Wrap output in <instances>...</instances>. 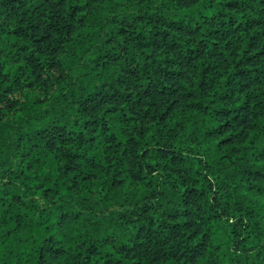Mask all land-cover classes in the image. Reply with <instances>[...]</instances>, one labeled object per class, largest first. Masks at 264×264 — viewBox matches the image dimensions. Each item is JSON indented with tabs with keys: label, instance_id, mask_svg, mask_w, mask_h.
Masks as SVG:
<instances>
[{
	"label": "trees",
	"instance_id": "1",
	"mask_svg": "<svg viewBox=\"0 0 264 264\" xmlns=\"http://www.w3.org/2000/svg\"><path fill=\"white\" fill-rule=\"evenodd\" d=\"M0 264H264V0H0Z\"/></svg>",
	"mask_w": 264,
	"mask_h": 264
}]
</instances>
